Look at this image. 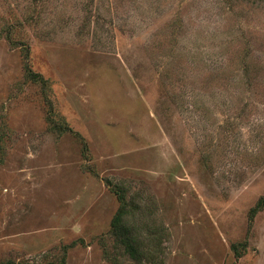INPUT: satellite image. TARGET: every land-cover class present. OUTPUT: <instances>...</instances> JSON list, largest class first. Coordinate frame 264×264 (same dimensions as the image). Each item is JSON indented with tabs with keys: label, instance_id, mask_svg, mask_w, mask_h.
I'll return each mask as SVG.
<instances>
[{
	"label": "rangeland",
	"instance_id": "374dc122",
	"mask_svg": "<svg viewBox=\"0 0 264 264\" xmlns=\"http://www.w3.org/2000/svg\"><path fill=\"white\" fill-rule=\"evenodd\" d=\"M261 199L264 0H0V264H264Z\"/></svg>",
	"mask_w": 264,
	"mask_h": 264
},
{
	"label": "trees",
	"instance_id": "16d2710c",
	"mask_svg": "<svg viewBox=\"0 0 264 264\" xmlns=\"http://www.w3.org/2000/svg\"><path fill=\"white\" fill-rule=\"evenodd\" d=\"M28 76L32 81L37 82V83H41L43 86H45L47 83V81L41 75L34 73V71H32L30 68H28ZM51 114H52V112H51ZM53 114H52L51 122L54 124L55 128H57V129L59 128L61 131H69V132H72L74 134V131L70 127L65 126V128H64V125H58L57 123H55V121L53 119ZM78 136H80V135H78ZM116 194L119 196V199L121 202V207H120L118 213L116 214V216L112 222L114 233H118V231L123 226V224H122L123 219L128 215V206H129L128 203L125 201V196L123 194H121L120 192H116ZM258 206H261V207L264 206V199H261L259 201ZM131 251H133L132 248H131ZM233 251L237 257H241L238 246H234Z\"/></svg>",
	"mask_w": 264,
	"mask_h": 264
}]
</instances>
